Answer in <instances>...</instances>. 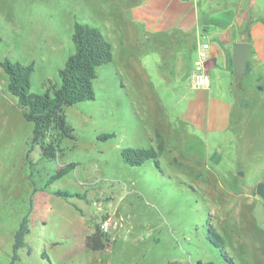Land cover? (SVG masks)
I'll use <instances>...</instances> for the list:
<instances>
[{
	"label": "rangeland",
	"instance_id": "374dc122",
	"mask_svg": "<svg viewBox=\"0 0 264 264\" xmlns=\"http://www.w3.org/2000/svg\"><path fill=\"white\" fill-rule=\"evenodd\" d=\"M133 2L0 0V60L33 63L31 92L59 82L74 51L75 21L99 27L113 53L111 63L96 69L95 99L65 108L75 138L63 140L53 161L35 146L31 166L32 123L7 92L0 66V264H223L222 251L235 264H264V199L255 192L264 183V92L255 88L264 86V69L252 78L221 68L209 76V89L191 88L189 64L179 72L176 63L179 38L166 32L164 40L143 39L131 24ZM247 26L264 63V24ZM200 97L208 130L190 119ZM155 131L165 140L159 164H124L121 148L155 147ZM68 163L75 167L51 189L80 195L33 190L30 179L43 185ZM110 214L118 229L101 248H88L87 235ZM25 215L26 245L11 262L13 235ZM210 226L222 235L221 248L211 242Z\"/></svg>",
	"mask_w": 264,
	"mask_h": 264
},
{
	"label": "trees",
	"instance_id": "16d2710c",
	"mask_svg": "<svg viewBox=\"0 0 264 264\" xmlns=\"http://www.w3.org/2000/svg\"><path fill=\"white\" fill-rule=\"evenodd\" d=\"M247 40L250 35L247 33ZM2 40L0 36V41ZM71 40L74 51L68 55L64 66L58 71L59 82L49 83L42 93L31 92V73L33 72V63H22L12 61L5 57L0 60V66L7 75L6 90L17 99V104L22 109V116L32 123L31 136L29 138V147L26 151V157L29 165H33L29 159L30 153L35 146L40 149L42 159L53 161L57 153L61 150V143L65 138L74 139V129L68 120L65 108L76 105L79 102L95 99L94 80L97 76L96 69L100 65L109 64L113 61L112 44L103 35L99 27L80 21H75ZM249 70L247 62L246 75ZM234 74V72L232 71ZM258 91L264 92V86L261 83L255 84ZM155 147H123L120 150V157L124 164L128 166H140L147 160H153L158 165L159 158L165 152V140L159 131H155ZM115 136V133H103L100 140H106ZM75 167L74 163H68L60 166L48 176L43 185L33 184V190H49L51 193L68 199L77 195V192L67 189H51V184L67 175ZM32 169V168H31ZM33 173L29 176H31ZM29 233L28 217L23 216L17 229L14 232L12 244L11 262L18 258L17 250L24 247L25 236ZM106 234L99 230L87 235L85 244L90 249H99L103 246V240ZM209 238L211 242L221 248L224 239L217 230L209 227ZM223 264H235L233 259L222 251ZM182 264H193L185 262ZM196 264H217L214 261L198 260Z\"/></svg>",
	"mask_w": 264,
	"mask_h": 264
},
{
	"label": "crops",
	"instance_id": "0c3cea01",
	"mask_svg": "<svg viewBox=\"0 0 264 264\" xmlns=\"http://www.w3.org/2000/svg\"><path fill=\"white\" fill-rule=\"evenodd\" d=\"M259 1L134 0L129 7L130 19L134 30L137 33L138 30L142 32L143 39H148L152 34L164 40L166 32L176 34L179 38L177 43L179 55L176 63L179 72L182 69L186 72V66L189 64L187 77L195 67L197 47L201 42L210 43L208 58L204 62V69L210 76L221 68L232 73L233 44L249 41L251 52L247 61L249 63L247 76L260 78L264 63L253 50V41L247 26L250 23L264 24V0L263 4H259ZM247 33L250 35L249 40H247ZM192 50L193 53H191ZM209 88L210 85L208 88L196 90ZM206 106V99L201 97L191 103L193 115L190 119L198 127L208 130L210 122L207 124L205 120Z\"/></svg>",
	"mask_w": 264,
	"mask_h": 264
},
{
	"label": "built area",
	"instance_id": "2783aa9c",
	"mask_svg": "<svg viewBox=\"0 0 264 264\" xmlns=\"http://www.w3.org/2000/svg\"><path fill=\"white\" fill-rule=\"evenodd\" d=\"M209 47L210 43L208 41L201 42L197 47V62L187 78L190 87L193 89L208 88L210 85V77L204 69V62L208 58ZM98 225L99 230L102 233L107 234L118 229L119 221L110 214L102 219Z\"/></svg>",
	"mask_w": 264,
	"mask_h": 264
},
{
	"label": "water",
	"instance_id": "95a60500",
	"mask_svg": "<svg viewBox=\"0 0 264 264\" xmlns=\"http://www.w3.org/2000/svg\"><path fill=\"white\" fill-rule=\"evenodd\" d=\"M251 52V43L249 41H239L233 44V72L235 76H242L246 70L248 56ZM255 192L258 197L264 199V183L256 184Z\"/></svg>",
	"mask_w": 264,
	"mask_h": 264
}]
</instances>
